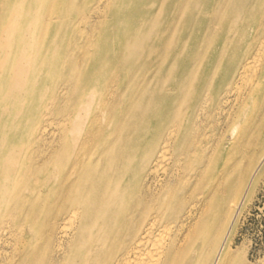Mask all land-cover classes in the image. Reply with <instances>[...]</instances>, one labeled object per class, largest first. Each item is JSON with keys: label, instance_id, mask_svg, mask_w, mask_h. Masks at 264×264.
Returning <instances> with one entry per match:
<instances>
[{"label": "bare ground", "instance_id": "bare-ground-1", "mask_svg": "<svg viewBox=\"0 0 264 264\" xmlns=\"http://www.w3.org/2000/svg\"><path fill=\"white\" fill-rule=\"evenodd\" d=\"M257 1H263V12L253 29L256 44L250 51L228 54L229 62L224 66L222 60L205 87L199 79L204 77V64L213 59L216 63L220 53L224 37L220 24L226 25L239 6L240 19H245L249 0H194L192 9L179 12L176 22L166 14L164 0L152 6L148 82L162 81L158 88L165 105L159 110L160 97L145 104L144 110L137 102L125 115L124 125L116 127V97L122 91L115 79L101 91L87 90L79 101L72 88L63 94L73 112L78 103L97 109L96 126L81 134L77 148L72 142L79 126L74 132L67 127L68 149L49 151L47 181L55 188L51 198L56 203L45 220V235L39 240L29 221L18 226L7 220L8 232L16 233L17 228L19 241L7 263L0 264H250L235 260L241 249L234 250L231 241L237 211L252 200L258 185L251 175L264 158V0ZM220 6L224 7L218 13ZM184 18L187 37H180L175 46V31ZM198 25L196 40L193 32ZM162 70L168 73L160 79ZM184 89L186 93L194 89L188 115L184 100H179ZM111 114L115 118L109 123ZM213 122L225 125L216 131ZM84 127L86 122L80 130ZM102 134L112 143L95 155L89 146ZM196 154L206 157L202 165L189 161ZM212 166L217 170L211 190L191 200L186 209L185 199L182 205L169 202L178 194L176 183L203 178ZM247 185L243 198L228 196V189L239 196ZM26 197L47 198L42 192ZM1 198L21 197L15 191L10 196L1 193L0 211Z\"/></svg>", "mask_w": 264, "mask_h": 264}, {"label": "rangeland", "instance_id": "rangeland-1", "mask_svg": "<svg viewBox=\"0 0 264 264\" xmlns=\"http://www.w3.org/2000/svg\"><path fill=\"white\" fill-rule=\"evenodd\" d=\"M162 1L0 0V194L10 196L15 191L21 197L1 198L0 262L7 263L19 241L18 229L16 233L8 232L7 220L18 226L29 221L37 228L39 240L45 235V220L56 203V198H51L55 188L48 187L47 181L51 169L47 160L49 151L58 152L61 147L62 150L68 149L69 140L64 136L67 127L74 132L75 126H79L74 133V142L71 141L77 148L82 141L81 134L96 126L93 118L97 109L78 103V111L73 112L68 96L63 94H69L72 88V94L79 101L87 90L101 91L99 88H105L115 79L119 92L122 91L116 97V121L113 122L116 127L120 123L124 125L125 115L130 109L133 112L137 102L144 110L145 104L160 97L161 105L156 107L157 110L165 105L163 90L158 88L162 81L148 82L152 75L148 70L152 50L150 9L155 4L160 6ZM164 1L168 3L166 14H171L176 22L179 14L192 9L194 0ZM262 2L249 0L245 19H240L242 6H239L226 25L220 24L219 33L224 37L217 54L219 60L217 57L215 63L211 58L212 61L208 60L202 67L204 77L202 75L199 79L202 87L206 86L212 74L218 72L216 68L222 65V60L224 66L229 62L228 54L232 55L237 50L236 54L240 50L250 51L254 47L256 43L252 34L263 12ZM223 7L220 6L217 12L220 13ZM185 22L186 18L182 19V25L175 31L173 45L180 37H187L183 32ZM200 31V25L194 28L196 40ZM167 73V70H162L160 79ZM62 89L68 90L61 92ZM193 90L186 93L184 89V93H179V100L185 102L186 115L191 113ZM72 118L73 123L70 124ZM114 118L111 114L109 123ZM85 122L87 127L80 130ZM211 125L217 131L225 124L213 122ZM214 134L216 138L217 133ZM104 136L96 137L89 146L94 148L95 155L102 154L104 147L112 143ZM205 158L196 154L189 161L202 165ZM215 170L212 166L203 178L176 183L178 194L171 196L173 199L169 198V202L177 205L176 201H179L182 205L185 199L186 209L192 204L191 200L212 189L211 179H215ZM251 177L258 185L252 192V200L237 211L240 216L236 218V234L231 242L234 250L241 249V255L235 260L264 264V158ZM60 182L63 184V179ZM5 185L8 187L3 189ZM244 188L239 196H234L233 189H228V196L243 198L249 186ZM37 192H42L47 198L26 197ZM39 215L41 219L37 220Z\"/></svg>", "mask_w": 264, "mask_h": 264}]
</instances>
